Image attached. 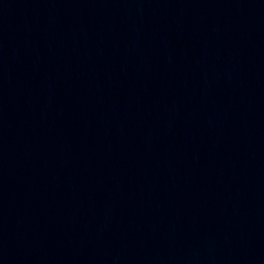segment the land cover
Here are the masks:
<instances>
[{"label": "water", "instance_id": "water-1", "mask_svg": "<svg viewBox=\"0 0 264 264\" xmlns=\"http://www.w3.org/2000/svg\"><path fill=\"white\" fill-rule=\"evenodd\" d=\"M120 0H0V264H82Z\"/></svg>", "mask_w": 264, "mask_h": 264}]
</instances>
